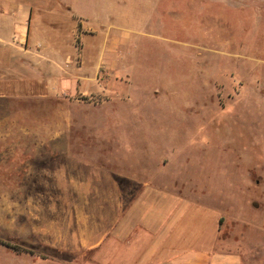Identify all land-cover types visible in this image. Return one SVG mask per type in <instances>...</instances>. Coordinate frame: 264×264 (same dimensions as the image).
<instances>
[{"label": "rangeland", "instance_id": "obj_1", "mask_svg": "<svg viewBox=\"0 0 264 264\" xmlns=\"http://www.w3.org/2000/svg\"><path fill=\"white\" fill-rule=\"evenodd\" d=\"M64 1L77 3L12 0L9 17L32 6L41 41L64 34L58 55L76 56ZM84 9L100 30L85 44L110 25L122 42L116 67L77 89L50 59L0 44V264H130L98 242L147 185L212 208L219 242H264V0Z\"/></svg>", "mask_w": 264, "mask_h": 264}, {"label": "crops", "instance_id": "obj_2", "mask_svg": "<svg viewBox=\"0 0 264 264\" xmlns=\"http://www.w3.org/2000/svg\"><path fill=\"white\" fill-rule=\"evenodd\" d=\"M91 1L95 2L76 0L77 3L71 6L70 1L62 2L72 19V33L77 40L76 56L58 55L68 43L64 34L56 36L60 44L41 41L32 25V6L28 18H10L12 0H0V44L13 56L50 59L53 71L72 73V80L70 78L67 84L72 90L77 89L87 81L97 79L101 66L116 67V51L122 42V34L113 32L110 25L99 45L84 43L83 37L96 38L100 34L98 28L88 23L84 9ZM89 48H98V54L91 62L93 67L89 72H82L80 69L87 63L85 51ZM194 202L166 188L147 185L125 209L121 212L117 209L114 227L109 233H102L98 245L105 247L106 254L116 249L118 253V249L126 247L124 250L128 255L124 259H130V264H264V242L248 244L245 239L219 242L218 216L212 208Z\"/></svg>", "mask_w": 264, "mask_h": 264}]
</instances>
